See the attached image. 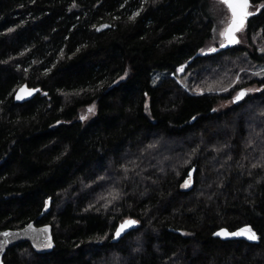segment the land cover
Listing matches in <instances>:
<instances>
[{
  "label": "trees",
  "instance_id": "obj_1",
  "mask_svg": "<svg viewBox=\"0 0 264 264\" xmlns=\"http://www.w3.org/2000/svg\"><path fill=\"white\" fill-rule=\"evenodd\" d=\"M249 1V46L197 55L210 0H0V231L48 200L36 224L55 243L4 264H264V0ZM23 83L39 91L18 103ZM244 224L258 243L212 236Z\"/></svg>",
  "mask_w": 264,
  "mask_h": 264
},
{
  "label": "snow or ice",
  "instance_id": "obj_2",
  "mask_svg": "<svg viewBox=\"0 0 264 264\" xmlns=\"http://www.w3.org/2000/svg\"><path fill=\"white\" fill-rule=\"evenodd\" d=\"M223 3H225L228 8L231 11L232 14V18L230 23L227 25V27L220 33L221 36L225 37L226 41L228 44H235L238 43V40L235 36V33L240 30L245 22V19L252 15V13H250L248 11V7H249V0H222ZM75 6V5H73ZM138 15V13H134L133 16ZM131 19V17H130ZM101 28L103 27H107L106 25H101ZM100 29L98 28L97 31H99ZM11 31V29L9 30ZM224 45L222 44L221 47H223ZM202 52L204 51L203 49L201 50ZM208 51H215L214 48H209ZM261 52H264V48L260 49ZM184 70V65H180L177 69L176 72H182ZM243 71V70H242ZM261 73H264V68H262L260 70V72L255 73L256 75H260ZM237 79H239V77L237 76ZM113 83H116V81H113ZM153 83H155V81H153ZM236 80L232 81V84H235ZM232 85L230 84L229 87H231ZM221 91H227V89H220ZM22 92H24L25 95H31L32 91L35 90H25V89H21ZM202 91V90H201ZM250 91H254L252 89H244L241 88L239 91L236 92L235 96H233L231 103H236L238 101H241L248 92ZM255 91H259V89H256ZM16 99H22V96L20 94V92H18L16 94ZM147 108V105H146ZM95 109V106H89L88 108V112H93ZM81 119H85V116H81ZM59 123V121L57 122ZM149 147H152V145H149ZM125 171H127V169H125ZM192 173L189 172L188 173V178L184 180V183L181 185V187H185L187 188L192 180ZM119 198V194L117 193L116 195H113V199H118ZM108 203H111V201H108ZM45 208L48 207V201L46 200L44 202ZM105 207H107V204L105 205ZM138 223V221L134 220V219H126L124 220L115 230V234H114V239L115 238H119L121 237L122 233L125 232L126 229H128L130 226L136 225ZM29 228H31V225L28 226ZM45 232H47V226H45L44 229ZM4 237H8L10 235H12V233L10 232H4L2 234ZM214 235L217 236H245L247 237L248 240L251 241H256L258 239H260V237H258L257 233L252 229L251 226H245L242 229H239L237 231L234 232H229L226 229H221L219 232L214 233ZM100 239H103V237H101ZM48 242L47 244H39L37 247L38 248H51L52 247V242H51V237L47 238ZM6 242V241H5ZM4 242H0V247L3 246Z\"/></svg>",
  "mask_w": 264,
  "mask_h": 264
},
{
  "label": "water",
  "instance_id": "obj_3",
  "mask_svg": "<svg viewBox=\"0 0 264 264\" xmlns=\"http://www.w3.org/2000/svg\"><path fill=\"white\" fill-rule=\"evenodd\" d=\"M249 6H250V1H249ZM229 11H230V9H229ZM230 13H231V11H230ZM231 18H232V14H231ZM235 36H236V34H235ZM236 38H237V36H236ZM237 40H238V38H237ZM222 44L224 45L223 47H221ZM222 44L219 47L225 48V47H228V46L236 45L237 43L228 44L226 39H225V42H223ZM209 52H212V51H204V52H201V53H199L197 55H201L203 53L206 54V53H209ZM189 62H190V60H189ZM22 88L25 89V90H35V91H32L31 95H25L24 92L21 91ZM38 91H39L38 87H35V88L34 87H29L25 83L20 84L14 91V94H13L14 101L18 102V103H22L24 101H27V100L31 99ZM18 92H20V94L22 96V99H19V100L16 99V94ZM193 170L194 169L192 168L191 171H190L192 174H193ZM48 210H49V201H48V207L47 208L44 207V209L41 211V213L35 219L29 221L24 226H22L20 228H16V229L7 228V229H4V230L0 231V242H4L3 246L0 247V264H4L3 257H4V254L6 253V251L9 248H11V247H13V246H15V245H17L19 243L28 242L34 252L41 253V254L48 253L54 248L55 243H54L53 236H52V227H51V225L49 223L36 224V221L39 220L40 218H42V216L45 215V213L48 212ZM126 219H134V218H131V217L125 218V219H123L122 221H120L117 224V226L115 227V229H114V231L112 233V238H111L112 242H118L120 240V238H122L126 233H128L131 230H134L137 227L138 223L136 225L130 226L128 229L125 230L124 233H122L121 237L114 239L113 237H114L116 228ZM134 220H136V219H134ZM29 225H31V228L28 227ZM45 226H47V232L44 231ZM245 226H251V225L244 224V225L239 226V227H237V228H235L233 230H228L226 227H220V228L216 229L212 233V236L214 238H218V239L223 240V241H226V240H243V241L248 242V243H253V244L258 243L259 239L256 240V241H251V240H248L247 237H245V236L233 237V236H217V235H214V233L219 232L221 229H226L229 232H234V231H237L239 229H242ZM4 232H10V233H12V235H10L8 237H4L2 235ZM48 237H51L52 247L51 248H38L37 246L39 244H41V243L47 244V242H48L47 238ZM258 237H259V235H258Z\"/></svg>",
  "mask_w": 264,
  "mask_h": 264
},
{
  "label": "rangeland",
  "instance_id": "obj_4",
  "mask_svg": "<svg viewBox=\"0 0 264 264\" xmlns=\"http://www.w3.org/2000/svg\"><path fill=\"white\" fill-rule=\"evenodd\" d=\"M254 6H249L248 10L253 11ZM209 11L211 15L214 18V26L212 30V37L209 39V41L206 43V45L201 48L204 51H208L209 48H218L223 42H225V38L221 36V32L227 27V25L231 21V13L228 9V7L221 1V0H210V8ZM245 28L242 27L240 30H238L235 34L238 38V45L240 46H249L247 43V38L245 34ZM236 44V45H237ZM264 68V63L261 65H258V72ZM161 70L155 71V76L158 77V73H160ZM264 73H261L260 76H263ZM153 81H155L153 79ZM152 81V82H153ZM245 89H252L255 90L254 86L246 87ZM240 89H236L232 92L231 97L226 98L225 100H222L219 104V107H226L227 105L231 104L233 96H235L236 92ZM252 91L248 92L251 93Z\"/></svg>",
  "mask_w": 264,
  "mask_h": 264
}]
</instances>
